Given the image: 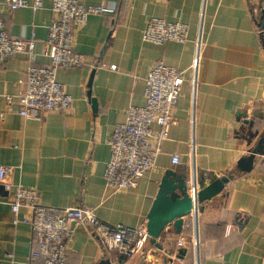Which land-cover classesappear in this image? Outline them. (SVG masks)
Returning a JSON list of instances; mask_svg holds the SVG:
<instances>
[{
	"label": "crops",
	"instance_id": "obj_1",
	"mask_svg": "<svg viewBox=\"0 0 264 264\" xmlns=\"http://www.w3.org/2000/svg\"><path fill=\"white\" fill-rule=\"evenodd\" d=\"M42 1L36 10H12L9 0H0L10 35L35 36L37 65L50 61L45 49L55 18L52 0ZM81 1L104 5L105 12L89 16L77 31L75 49L88 64L57 72L73 98L69 111L21 115L17 99L27 57H0V165L13 166L11 180L36 189L46 206H91L102 220L132 227L147 223L167 171L181 174L194 164L205 185L226 175L229 182L203 202L197 223L179 231L169 224L157 239L161 248L149 239L144 258L153 264H264V0ZM150 17L186 23L189 40L144 42L141 34ZM199 32L203 48L197 83L193 88L185 74L176 123L156 166L135 187L113 192L106 186L105 169L115 126L125 121L129 106L144 105L145 78L155 63L188 69ZM251 154V171L241 170L238 161ZM174 155L179 163H173ZM6 195L0 186V264H30L35 233L28 224H13ZM180 239L186 241L182 248ZM141 258L122 264H138ZM108 261L118 264V254L103 250L89 228L78 227L68 264Z\"/></svg>",
	"mask_w": 264,
	"mask_h": 264
},
{
	"label": "built area",
	"instance_id": "obj_2",
	"mask_svg": "<svg viewBox=\"0 0 264 264\" xmlns=\"http://www.w3.org/2000/svg\"><path fill=\"white\" fill-rule=\"evenodd\" d=\"M27 6L36 10L43 6V1L8 2L12 10ZM51 10L55 18L49 26L45 49L50 61L43 65L35 64V36L10 35L0 14V57L6 60L23 53L29 63L22 78L24 89L17 99L19 113L27 118H38L43 112L63 113L71 109L73 98L57 79V72L60 68H81L88 64L87 57L75 49L77 31L87 23L89 16L104 13L105 6L87 5L81 0H52ZM141 37L144 42L155 44L184 43L189 40V26L181 21L150 17ZM193 42L194 57L188 69L181 71L163 61L155 63L145 78L144 105L129 106L125 121L115 126L109 139L111 153L105 169L106 186L113 192L135 187L141 177L156 166L162 144L169 136L170 127L176 123L175 109L182 94L185 74L190 75L193 88L197 83L203 48L200 32ZM110 67L116 69L115 65ZM154 125L159 129L155 130ZM191 148L193 151L192 142ZM190 155L193 157L192 153ZM172 161L179 163V156L174 155ZM13 169V166L0 165V186L7 193L13 224H28L35 233L36 248L31 253L30 264H68L69 243L80 226L89 228L103 250L116 252L118 264L140 254L142 264H153L144 258L150 239L145 223L138 227L109 223L102 220L96 208L91 206L65 209L46 206L40 202L36 189L11 180ZM189 173L187 184L193 207L187 215L189 220L184 219V227L195 225L201 212L197 199L200 180L194 164L190 165ZM22 209L26 210L25 214H21ZM185 243L180 239L178 247H184ZM193 243L197 246L196 238Z\"/></svg>",
	"mask_w": 264,
	"mask_h": 264
},
{
	"label": "water",
	"instance_id": "obj_3",
	"mask_svg": "<svg viewBox=\"0 0 264 264\" xmlns=\"http://www.w3.org/2000/svg\"><path fill=\"white\" fill-rule=\"evenodd\" d=\"M261 22L264 29V21ZM253 159L254 154L242 157L238 161L239 168L243 171H251ZM189 175V171L179 174L176 171L169 170L165 173L159 185V192L149 210L146 223L150 242L158 248H161V245L157 242V239L162 235L165 228L169 224H173L179 231L184 225V218L192 211L193 200L190 197L187 184ZM229 180V177L222 175L214 177L208 185L199 181L200 191L197 199L200 203V211L203 210V202L212 195L221 192ZM183 252L181 251V253ZM107 263L111 264L110 261L104 264ZM138 264H142V262Z\"/></svg>",
	"mask_w": 264,
	"mask_h": 264
}]
</instances>
